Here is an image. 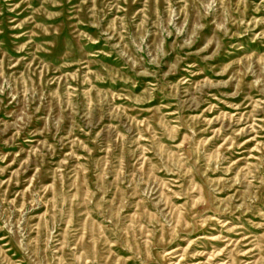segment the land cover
I'll use <instances>...</instances> for the list:
<instances>
[{
  "label": "rangeland",
  "instance_id": "374dc122",
  "mask_svg": "<svg viewBox=\"0 0 264 264\" xmlns=\"http://www.w3.org/2000/svg\"><path fill=\"white\" fill-rule=\"evenodd\" d=\"M0 264H264V0H0Z\"/></svg>",
  "mask_w": 264,
  "mask_h": 264
}]
</instances>
